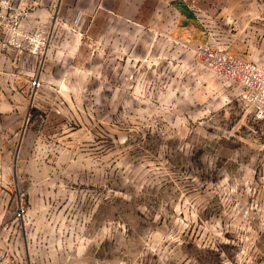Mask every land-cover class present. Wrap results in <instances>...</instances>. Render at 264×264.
I'll return each instance as SVG.
<instances>
[{
    "label": "rangeland",
    "instance_id": "obj_1",
    "mask_svg": "<svg viewBox=\"0 0 264 264\" xmlns=\"http://www.w3.org/2000/svg\"><path fill=\"white\" fill-rule=\"evenodd\" d=\"M76 18L61 53L0 49V95L26 94L0 264H264V120L198 52L264 66V0Z\"/></svg>",
    "mask_w": 264,
    "mask_h": 264
},
{
    "label": "crops",
    "instance_id": "obj_2",
    "mask_svg": "<svg viewBox=\"0 0 264 264\" xmlns=\"http://www.w3.org/2000/svg\"><path fill=\"white\" fill-rule=\"evenodd\" d=\"M26 2H28L31 8L27 23L30 26L43 29L49 27L50 50L52 49V52L57 51L61 53L63 52V47H75L79 44L78 33L69 30L71 23L75 20L77 15L79 18L78 22H83L88 14H98L101 11L116 15L122 14V11L126 10L133 13V15H137L145 0H26ZM125 17L129 20L132 19V16L129 15ZM59 28H69V31H67V34L63 37L61 33H59ZM29 57L30 54L24 56L27 60ZM27 60L21 63L22 69L26 74L31 69L30 66L26 64ZM39 68V74L37 73L36 76L32 74V79L39 76L41 78L40 71L43 70V67L41 69L39 66ZM5 78L7 81L10 80L9 76ZM28 78L25 80V85L29 87L32 85V79L30 78L29 84V81H27ZM6 92L7 96L4 95V93L0 95V199L4 189H6L4 182L7 180L8 167L11 164V160L15 158L17 150H19V143L16 136L18 127L13 125L14 119L19 121L21 119L16 111V107L18 106L17 102H22V99L26 96V94L21 96L19 94H12L9 91ZM32 92L35 93V89L32 90ZM34 93H31L32 99L35 96ZM11 108L15 110L11 112Z\"/></svg>",
    "mask_w": 264,
    "mask_h": 264
},
{
    "label": "built area",
    "instance_id": "obj_3",
    "mask_svg": "<svg viewBox=\"0 0 264 264\" xmlns=\"http://www.w3.org/2000/svg\"><path fill=\"white\" fill-rule=\"evenodd\" d=\"M30 12L26 0H0V49L15 53L18 59L27 54L44 53L50 43L46 29L27 23ZM198 52L212 70L234 79L243 87V98L254 118L264 120V66L208 45L198 47ZM32 84L38 85L39 79H33Z\"/></svg>",
    "mask_w": 264,
    "mask_h": 264
}]
</instances>
